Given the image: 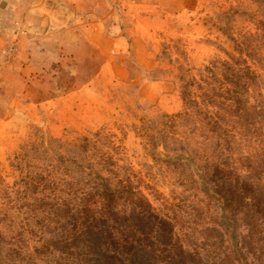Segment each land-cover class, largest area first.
Masks as SVG:
<instances>
[{"label": "rangeland", "instance_id": "rangeland-1", "mask_svg": "<svg viewBox=\"0 0 264 264\" xmlns=\"http://www.w3.org/2000/svg\"><path fill=\"white\" fill-rule=\"evenodd\" d=\"M126 1L100 0L93 12L122 39L109 53L81 45L71 25L56 59L32 60L34 70L11 67L12 48L0 59V264L24 251L27 264H55L50 239L73 224L63 220L67 205L126 181L182 230L181 250L146 248L132 264H264V243L204 175L207 160L238 151L208 138L180 94L204 67L215 63L220 76L221 63L245 61L264 97V0ZM204 226L219 232H197ZM99 231L106 239L80 264H128L112 229Z\"/></svg>", "mask_w": 264, "mask_h": 264}, {"label": "trees", "instance_id": "trees-1", "mask_svg": "<svg viewBox=\"0 0 264 264\" xmlns=\"http://www.w3.org/2000/svg\"><path fill=\"white\" fill-rule=\"evenodd\" d=\"M236 65L239 66L233 70L229 63H221L220 76L215 73V63L204 67L198 80L185 84L180 94L186 113L193 109L202 116L208 138L220 139L227 153L238 151L234 159L230 156L223 162L207 160L204 175L223 207L239 216L247 234L257 237L255 241L261 245L264 243V97L261 81L251 67L245 61ZM157 195L160 196L157 192L153 194L156 201ZM65 209L63 220L73 224L65 234L50 239L51 249L57 254L53 257H58L55 264L89 263L88 257L106 239L99 231L101 227L112 229L110 241L119 243L121 256L128 264H132L131 256L142 258L146 248L163 253L182 249L177 234L182 230L177 227L176 217L167 212L162 214L129 181L94 189L76 205L68 204ZM197 232L219 231L204 226ZM203 237L207 242L215 239ZM31 255L29 251L16 253L24 257L17 264H27L25 257L29 259Z\"/></svg>", "mask_w": 264, "mask_h": 264}, {"label": "crops", "instance_id": "crops-1", "mask_svg": "<svg viewBox=\"0 0 264 264\" xmlns=\"http://www.w3.org/2000/svg\"><path fill=\"white\" fill-rule=\"evenodd\" d=\"M105 1L108 5L109 0ZM126 2L142 4L140 0ZM99 5L100 0H0V59L6 58V53L12 48L11 67L34 70L32 60L56 59L60 51L58 44L65 41L66 28L71 25L79 28L81 45L85 44L97 54L109 53L114 45L122 43V39H111L109 16L101 21L97 15L94 16L93 12H98ZM83 12H89L86 17L90 21L85 26ZM100 28H104L103 31ZM40 43L45 46L40 47ZM108 65L106 63L104 69Z\"/></svg>", "mask_w": 264, "mask_h": 264}]
</instances>
